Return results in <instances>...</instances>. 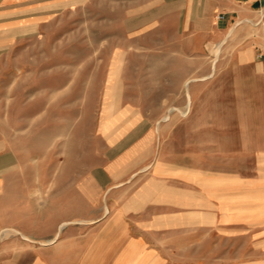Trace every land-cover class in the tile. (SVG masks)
<instances>
[{
	"label": "rangeland",
	"instance_id": "374dc122",
	"mask_svg": "<svg viewBox=\"0 0 264 264\" xmlns=\"http://www.w3.org/2000/svg\"><path fill=\"white\" fill-rule=\"evenodd\" d=\"M171 1L0 7V141L33 167L34 178L89 177L128 142L120 139L125 132L130 143L149 133V150L134 160L143 168L144 153L154 158L162 145H184L193 131L194 165L209 167L215 187L220 167L234 158L249 165L255 142L264 151V76L243 54L264 24L241 19L224 29L207 7ZM188 78H195L189 97ZM253 125L256 140L249 139ZM161 131L181 140H160ZM234 243L225 242L228 258Z\"/></svg>",
	"mask_w": 264,
	"mask_h": 264
},
{
	"label": "crops",
	"instance_id": "0c3cea01",
	"mask_svg": "<svg viewBox=\"0 0 264 264\" xmlns=\"http://www.w3.org/2000/svg\"><path fill=\"white\" fill-rule=\"evenodd\" d=\"M30 1L0 0V7L34 6ZM184 2L207 7L224 29L241 19L263 28L264 0ZM249 43L243 54L264 76V32ZM252 130L249 139L256 140L257 125ZM129 134L89 177L72 181L34 178L33 167L0 141V264H264V151L256 142L249 165L234 158L220 167L215 187L209 167L194 165L187 142L193 131L184 145H162L154 158L144 153L143 168L134 160L149 150V133L132 143ZM165 134L157 132L158 139L181 140L177 132ZM227 239L235 241L232 258Z\"/></svg>",
	"mask_w": 264,
	"mask_h": 264
},
{
	"label": "bare ground",
	"instance_id": "6f19581e",
	"mask_svg": "<svg viewBox=\"0 0 264 264\" xmlns=\"http://www.w3.org/2000/svg\"><path fill=\"white\" fill-rule=\"evenodd\" d=\"M230 31V30H229ZM215 45H217V44H215ZM216 48H217V46H215ZM221 48V47H220ZM217 50V49H216ZM218 51V50H217ZM215 53V52H214ZM216 55H217V52L215 53ZM216 57V56H215ZM118 59V58H117ZM214 59V58H213ZM216 63V62H215ZM213 67V66H212ZM187 83H188V81H186L185 82V85L187 86ZM187 97H188V93H187ZM63 227V226H62ZM4 233V232H3Z\"/></svg>",
	"mask_w": 264,
	"mask_h": 264
},
{
	"label": "built area",
	"instance_id": "2783aa9c",
	"mask_svg": "<svg viewBox=\"0 0 264 264\" xmlns=\"http://www.w3.org/2000/svg\"><path fill=\"white\" fill-rule=\"evenodd\" d=\"M219 17H222L221 15H219ZM261 21V18H259V20L256 22V24H258Z\"/></svg>",
	"mask_w": 264,
	"mask_h": 264
}]
</instances>
